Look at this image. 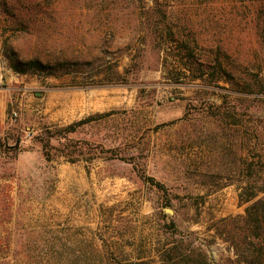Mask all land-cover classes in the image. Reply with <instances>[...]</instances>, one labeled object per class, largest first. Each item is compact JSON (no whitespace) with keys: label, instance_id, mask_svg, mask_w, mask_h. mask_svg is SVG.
<instances>
[{"label":"rangeland","instance_id":"rangeland-1","mask_svg":"<svg viewBox=\"0 0 264 264\" xmlns=\"http://www.w3.org/2000/svg\"><path fill=\"white\" fill-rule=\"evenodd\" d=\"M263 180L264 0H0V264H264Z\"/></svg>","mask_w":264,"mask_h":264},{"label":"trees","instance_id":"trees-1","mask_svg":"<svg viewBox=\"0 0 264 264\" xmlns=\"http://www.w3.org/2000/svg\"><path fill=\"white\" fill-rule=\"evenodd\" d=\"M189 57H194L195 62L193 65L191 66H185V67H176V68H172V71H176L174 73H176V82H183V80L181 79H188L191 81H195L197 79H213V77H209L210 74H208V68L210 67V65L208 64V62H201L200 59L197 57V55L195 56L193 53L188 54V58ZM34 64L36 67H39L40 65H42L39 61H31L28 62L27 65H31ZM197 64V65H196ZM221 72L223 75H225V73H227V75H230L231 72L226 70L225 68L221 67ZM214 80L217 82L219 81L218 78H214ZM110 112H105V113H100L97 114V116H89L88 118L79 120L75 123H73L72 125L68 126L65 128V130L67 132H72L74 131L78 126L87 123L93 119L99 118V117H105L107 115H109ZM46 155L49 157V151L46 150ZM152 181L153 178L151 179ZM259 185V186H258ZM254 184V185H250V187H246V196L243 193H241V197H243L244 201L248 202V201H253L252 204H250L247 207V213H248V217L247 220L248 222H252V225H254L255 227H257L258 229H261L262 224H264V180L262 182H260V184ZM260 194H263L262 196H260ZM173 225V222H172ZM264 238V237H263ZM246 239V237H245ZM264 242V240H262ZM261 243V241H260ZM178 246H173L165 248V250H163L162 252V256L164 260H168V261H172L174 259H177V257L179 256H175V252L177 250ZM180 261L182 264H206V259H204V253L201 250L198 253V256L196 258H194L192 255H188V254H181L180 255ZM179 261V262H180ZM178 262V263H179ZM114 264V263H113ZM120 264V263H118ZM130 264H146L144 261H137V262H131Z\"/></svg>","mask_w":264,"mask_h":264}]
</instances>
